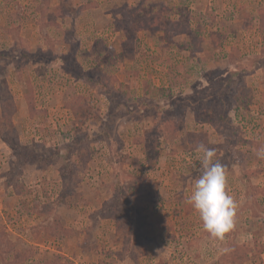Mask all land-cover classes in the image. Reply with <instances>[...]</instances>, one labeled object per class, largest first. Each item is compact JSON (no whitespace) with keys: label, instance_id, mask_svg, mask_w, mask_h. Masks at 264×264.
<instances>
[{"label":"rangeland","instance_id":"rangeland-1","mask_svg":"<svg viewBox=\"0 0 264 264\" xmlns=\"http://www.w3.org/2000/svg\"><path fill=\"white\" fill-rule=\"evenodd\" d=\"M201 142L223 243L186 202ZM261 146L264 0H0V264H264Z\"/></svg>","mask_w":264,"mask_h":264},{"label":"clouds","instance_id":"clouds-1","mask_svg":"<svg viewBox=\"0 0 264 264\" xmlns=\"http://www.w3.org/2000/svg\"><path fill=\"white\" fill-rule=\"evenodd\" d=\"M195 151L199 153L200 174L194 181V186L187 203L198 214L203 230L208 237L223 243L226 236L236 227L238 203L228 190L227 166L217 159V149L198 143ZM257 159L264 160V146L256 149ZM232 251L223 247L222 254Z\"/></svg>","mask_w":264,"mask_h":264}]
</instances>
